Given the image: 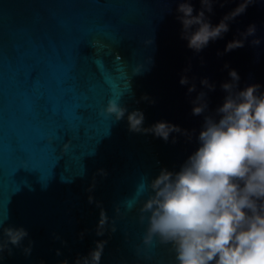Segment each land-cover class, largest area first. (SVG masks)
I'll list each match as a JSON object with an SVG mask.
<instances>
[{
    "label": "water",
    "instance_id": "1",
    "mask_svg": "<svg viewBox=\"0 0 264 264\" xmlns=\"http://www.w3.org/2000/svg\"><path fill=\"white\" fill-rule=\"evenodd\" d=\"M239 2L218 0L210 13L213 23ZM177 3L0 0V220L24 226L29 233L24 244L34 242L31 255L23 246H11V254L6 249L0 264L74 262L98 239L107 240L101 264H176L170 244L158 238L144 243L147 219H141L146 214L138 185L162 167L179 169L197 147L204 114L194 115L191 101L203 87L202 77L216 83L208 90L209 112L223 102L221 84L230 78L229 68L238 70L240 87L264 85V0L250 3L223 37L199 53L181 37ZM193 3L200 8V0ZM253 22L262 42L253 44L249 36L243 47L224 52ZM186 68L196 92L180 83ZM73 84L87 91L75 93ZM68 94L72 104H61ZM115 95L129 111L143 110L145 126L169 120L188 129L191 138L174 133L179 136L174 143L130 131L127 115L116 120L103 111ZM40 97L47 103H38ZM80 104L91 109L80 110L85 117L92 115L83 123L72 115ZM57 110L65 114L62 125L51 114ZM10 135L22 145L21 158L8 149ZM101 207L109 215V230L98 236Z\"/></svg>",
    "mask_w": 264,
    "mask_h": 264
},
{
    "label": "clouds",
    "instance_id": "2",
    "mask_svg": "<svg viewBox=\"0 0 264 264\" xmlns=\"http://www.w3.org/2000/svg\"><path fill=\"white\" fill-rule=\"evenodd\" d=\"M217 2L200 0L197 9L193 0H178L181 37L197 53L223 37L230 22L254 0H240L219 22L213 23L210 13ZM256 32L257 25L250 23L227 42L224 52L243 47L249 36L253 37V44H260L262 38ZM147 43L152 44L153 37ZM142 69L137 68L134 73ZM188 71L186 68L180 83L188 85V92L193 93L197 84ZM229 77L221 84L225 96L214 112H209L208 90H215L216 83L207 76L200 79L203 87L191 103L192 113L204 114V120L196 137L197 147L179 169L162 167L156 176L143 178L138 185V192L144 197L141 212L146 214L141 219H147L144 243L158 238L170 244L176 264H264V85L254 82L240 87L236 68H229ZM143 99L150 98L145 94ZM103 111L116 120L127 115L130 131L152 133L165 141L171 139L175 143L179 136L174 133L189 139L192 136L188 129L165 119L145 126L143 110L129 111L119 95L110 97ZM98 171L107 175L105 169ZM94 186L93 183L91 187ZM93 200L89 196V201ZM109 219L101 207L96 225L98 236L109 230ZM5 220H0V259L6 249L11 254L13 245L23 246L25 254L31 255L34 242L24 244L28 229L5 224ZM110 227L116 231L115 222ZM106 244V239H98L87 254L77 255L74 262L65 258L59 264H101Z\"/></svg>",
    "mask_w": 264,
    "mask_h": 264
},
{
    "label": "snow or ice",
    "instance_id": "3",
    "mask_svg": "<svg viewBox=\"0 0 264 264\" xmlns=\"http://www.w3.org/2000/svg\"><path fill=\"white\" fill-rule=\"evenodd\" d=\"M77 79H78V77H77ZM71 87L73 88V91L75 93H84L87 91V89H84V90L79 89L76 86V84L71 85ZM38 103L46 104L47 100L44 97H40L38 99ZM60 103L65 104V105H71L72 104V95L68 94V95L63 96L60 100ZM81 109H90V108L83 105V104L77 105L73 108L72 115H73L75 120L83 123L85 120H87L92 115L85 117V115L80 111ZM51 114L54 115L55 118L57 119V121L59 122V124L62 125V123L64 121L65 114L59 110H57ZM6 143H7V146H8V149H9L11 155L14 157H17V158H21L18 153L24 152V151H23L22 145L19 142V140L17 139V137L15 135L8 136Z\"/></svg>",
    "mask_w": 264,
    "mask_h": 264
}]
</instances>
